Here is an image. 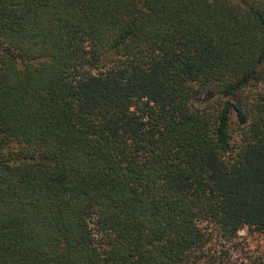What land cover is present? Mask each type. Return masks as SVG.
<instances>
[{"label": "trees", "instance_id": "1", "mask_svg": "<svg viewBox=\"0 0 264 264\" xmlns=\"http://www.w3.org/2000/svg\"><path fill=\"white\" fill-rule=\"evenodd\" d=\"M243 230L264 0H0V264H233Z\"/></svg>", "mask_w": 264, "mask_h": 264}, {"label": "rangeland", "instance_id": "2", "mask_svg": "<svg viewBox=\"0 0 264 264\" xmlns=\"http://www.w3.org/2000/svg\"><path fill=\"white\" fill-rule=\"evenodd\" d=\"M236 245L241 251H239V254L236 251H234V254H231L235 248H233L234 246H230V262L233 264H240L243 259L248 261L253 260L258 256L264 257V237L262 236L251 234L247 230H243L239 233ZM225 247L227 248L229 245H226ZM226 248L219 247V250H226Z\"/></svg>", "mask_w": 264, "mask_h": 264}]
</instances>
